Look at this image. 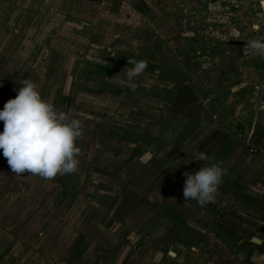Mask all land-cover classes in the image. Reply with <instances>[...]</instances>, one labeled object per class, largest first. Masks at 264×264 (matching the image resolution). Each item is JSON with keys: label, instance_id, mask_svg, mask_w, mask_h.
I'll return each instance as SVG.
<instances>
[{"label": "crops", "instance_id": "crops-1", "mask_svg": "<svg viewBox=\"0 0 264 264\" xmlns=\"http://www.w3.org/2000/svg\"><path fill=\"white\" fill-rule=\"evenodd\" d=\"M20 6L0 0V23H19ZM131 10L147 27L157 13L156 27L172 28L171 43L184 45L167 57L183 93L175 118L195 129L184 135L193 150L180 179L147 200L157 205L152 216L117 210L95 215L92 227L71 226L50 211L46 190L38 195L53 181L16 175L0 150V264H264V55L245 50L264 40V0H136ZM196 151L210 159L192 160ZM211 163L224 169L215 202L186 201L184 173Z\"/></svg>", "mask_w": 264, "mask_h": 264}, {"label": "rangeland", "instance_id": "rangeland-1", "mask_svg": "<svg viewBox=\"0 0 264 264\" xmlns=\"http://www.w3.org/2000/svg\"><path fill=\"white\" fill-rule=\"evenodd\" d=\"M117 1L16 0L19 23L13 16L0 23L2 100L15 98L30 79L43 99L82 123L77 170L38 190L71 226L92 227L95 215L117 210L154 215L157 205L147 208V200L180 179L193 150L184 135L195 129L175 118L183 116L182 104L175 107L183 93L168 72L167 57L184 45L171 43L172 28L156 27L157 13L147 27L131 10L136 0ZM129 59L147 61L131 82Z\"/></svg>", "mask_w": 264, "mask_h": 264}, {"label": "clouds", "instance_id": "clouds-1", "mask_svg": "<svg viewBox=\"0 0 264 264\" xmlns=\"http://www.w3.org/2000/svg\"><path fill=\"white\" fill-rule=\"evenodd\" d=\"M253 49L264 55V40L247 41L245 50ZM133 67L126 70L128 81L147 68L145 60H127ZM126 69V68H125ZM124 69V70H125ZM15 98L9 99L0 109V150L11 170L19 175L26 170L31 176L53 179L58 174H71L77 170L79 147L76 140L82 134V123L42 98L38 85L25 79ZM210 157L201 151L192 160L207 161ZM224 169L219 163L201 166L195 173L185 172L183 187L185 200L201 207L215 202L222 183Z\"/></svg>", "mask_w": 264, "mask_h": 264}, {"label": "water", "instance_id": "water-1", "mask_svg": "<svg viewBox=\"0 0 264 264\" xmlns=\"http://www.w3.org/2000/svg\"><path fill=\"white\" fill-rule=\"evenodd\" d=\"M260 232L264 233V226L260 227Z\"/></svg>", "mask_w": 264, "mask_h": 264}]
</instances>
